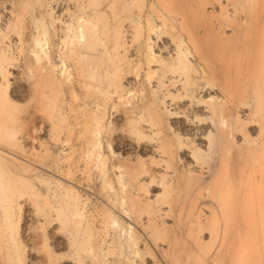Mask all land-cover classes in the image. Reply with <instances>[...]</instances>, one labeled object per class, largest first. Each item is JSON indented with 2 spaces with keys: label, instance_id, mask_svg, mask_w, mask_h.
<instances>
[{
  "label": "rangeland",
  "instance_id": "374dc122",
  "mask_svg": "<svg viewBox=\"0 0 264 264\" xmlns=\"http://www.w3.org/2000/svg\"><path fill=\"white\" fill-rule=\"evenodd\" d=\"M0 57V264H264V0H0Z\"/></svg>",
  "mask_w": 264,
  "mask_h": 264
},
{
  "label": "bare ground",
  "instance_id": "6f19581e",
  "mask_svg": "<svg viewBox=\"0 0 264 264\" xmlns=\"http://www.w3.org/2000/svg\"><path fill=\"white\" fill-rule=\"evenodd\" d=\"M126 1V0H125ZM82 7V6H81ZM257 8V7H256ZM255 8V11L254 12H257L258 13V10L260 11V8L258 9H256ZM244 10V9H243ZM257 10V11H256ZM82 11V10H81ZM153 11V10H152ZM251 11V10H250ZM141 12V11H140ZM250 13V12H249ZM19 14V13H18ZM156 15H158V14H156ZM249 15V14H248ZM12 16V15H11ZM82 16V15H81ZM152 16V15H151ZM79 17V16H78ZM83 17V16H82ZM81 17V18H82ZM153 17V16H152ZM155 18V17H154ZM77 19V18H76ZM79 19V18H78ZM158 19V18H157ZM86 20V19H85ZM90 21V20H89ZM147 21V20H146ZM156 21H158V20H156ZM184 21V20H183ZM151 22V21H150ZM159 22V21H158ZM93 23V22H92ZM91 22L89 23L87 20L86 21H84L83 19H80V21L77 23L78 25H77V27H76V29L75 28H72V27H70L69 26V29L70 30H72V29H74L73 31L75 32V30H76V35H75V33H73L74 35H75V37H77V39H80V38H87L88 36H90V34H91V38H92V33H93V36H94V34L96 33V32H93V31H95V29L94 28H92V26H91V24H92ZM148 23V22H147ZM70 24V23H69ZM152 25L154 26L155 24H153L152 23ZM93 26H94V24H93ZM152 26V27H153ZM160 26V25H159ZM67 27H68V25H67ZM151 27V26H150ZM158 27H155V29H157ZM93 29V31L91 32V30ZM151 29V28H150ZM154 28L151 30V32H154L155 33V31H157V30H155ZM69 30V31H70ZM88 31L89 32V30H90V32H89V35H87L86 34V32L85 31ZM153 30H155V31H153ZM150 32V33H151ZM86 34V35H85ZM152 35V34H151ZM150 35V36H151ZM96 36V35H95ZM94 36V37H95ZM148 36H149V34H148ZM89 37V38H90ZM96 38V37H95ZM76 39V38H75ZM76 39V41H78V43L80 42V43H82V46H81V48L85 45V44H83V43H85V42H83L84 41V39H83V41L82 40H77ZM44 40L43 39H41V38H39V37H36V38H34V40H33V42H32V45H33V47L30 49L31 51V53H32V56L34 57V59H33V61L34 62H37V63H42V60L44 61V59L43 58H46V53H45V43L43 42ZM74 42V41H73ZM72 41H71V43H73ZM77 43V42H76ZM87 43H89V42H86V44ZM93 44H95V42H93ZM177 44V43H176ZM88 45H86L85 47H87ZM184 46V45H183ZM183 46H181V47H183ZM85 47H83V49L85 50H87V49H89V48H85ZM173 48V47H172ZM180 48V46L178 45L177 47H175V49H177V53H175L174 54V57L175 58H173V57H170V58H173V59H175L176 61H174L173 59H171L170 61H174V62H176L177 64H178V66L179 67H186V62H185V59H184V57H183V51L182 50H180L179 49ZM186 48V47H185ZM80 49V48H79ZM197 49V48H196ZM83 50V51H84ZM184 50V49H183ZM88 51V50H87ZM153 51V50H152ZM152 51L150 50V52L149 53H152ZM44 54L46 55V56H44ZM154 54V53H153ZM81 55V54H80ZM84 55V54H83ZM31 56V57H32ZM146 56H148V61H149V57H151V55L149 56V55H146ZM153 56V55H152ZM1 58V57H0ZM1 59H3V58H1ZM1 59H0V65H1ZM4 60V59H3ZM2 60V61H3ZM5 61V60H4ZM168 61V60H167ZM161 63L162 65L164 64L163 63V61L162 60H159L158 58H157V56H153L152 57V59H150V62H149V64H151V65H153L154 63ZM2 63H4V62H2ZM40 63V64H41ZM175 63V64H176ZM36 64V63H35ZM165 64H166V61H165ZM164 64V65H165ZM176 64V65H177ZM160 65V64H159ZM6 66V65H5ZM171 67V66H170ZM208 67V66H207ZM162 68V67H161ZM163 68H164V66H163ZM177 68V67H176ZM1 69V68H0ZM4 69V68H3ZM6 69V68H5ZM173 69V68H172ZM152 70H154V69H152ZM151 70V71H152ZM168 71V70H167ZM177 71H178V69H177ZM154 71H152V73H153ZM157 72V71H156ZM173 72H176V69L175 70H173ZM149 73V72H148ZM147 73V76L149 75L150 76V74H148ZM194 73V72H193ZM196 73V72H195ZM194 73V74H195ZM152 75V74H151ZM183 75V74H182ZM174 76H176L175 74H174ZM179 76H180V74H179ZM151 77V76H150ZM164 77V76H163ZM167 77V76H166ZM181 77V76H180ZM147 78H149V77H147ZM153 78V77H152ZM155 78V77H154ZM161 78V77H160ZM162 79V78H161ZM169 79V78H168ZM170 79H172V77H170ZM188 79V78H187ZM187 79H185V80H187ZM164 81H166V80H164ZM172 81H174V79L172 80ZM170 82V83H172L171 85H173V86H177V84L179 83L178 81V83L177 84H174L173 82ZM175 82V81H174ZM190 83V82H189ZM181 84V83H180ZM158 85H160V84H158ZM169 85V84H168ZM191 85V84H190ZM171 87V86H170ZM190 87V86H189ZM188 87V88H189ZM156 88V87H155ZM160 88V87H159ZM190 89V88H189ZM189 89H187V90H189ZM191 90V89H190ZM189 90V91H190ZM192 91H193V89H192ZM261 173H260V178L262 179V181L264 180V170H261L260 171ZM247 224V225H246ZM245 225H246V227H245V230L246 231H248V229L249 230H251V229H255L256 228V226H254V224H252V223H246Z\"/></svg>",
  "mask_w": 264,
  "mask_h": 264
}]
</instances>
